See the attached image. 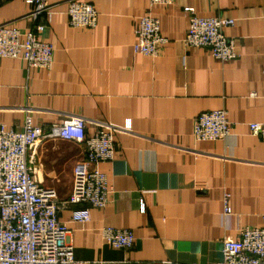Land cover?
I'll list each match as a JSON object with an SVG mask.
<instances>
[{
    "label": "crops",
    "instance_id": "obj_1",
    "mask_svg": "<svg viewBox=\"0 0 264 264\" xmlns=\"http://www.w3.org/2000/svg\"><path fill=\"white\" fill-rule=\"evenodd\" d=\"M86 1L99 12L95 27L71 25L68 0H50L52 19L39 17L42 36L54 47L50 69L0 57V124L20 128L32 112L37 124L80 115L90 135L114 131L115 157L100 165L113 187L109 202L92 207L86 222L72 220L77 205L60 213L84 264H215L226 237L264 226V140L248 124L264 121V0ZM187 7L235 19L225 28L236 39L235 59L223 62L186 43ZM150 8L169 39L154 57L133 47L138 21ZM31 9L26 0H0V25L33 29ZM218 108L226 109L232 132L195 139L197 115ZM37 156L39 179H61L63 167H71L73 179L85 146L46 140ZM105 225L132 229L134 247L107 245Z\"/></svg>",
    "mask_w": 264,
    "mask_h": 264
},
{
    "label": "built area",
    "instance_id": "obj_2",
    "mask_svg": "<svg viewBox=\"0 0 264 264\" xmlns=\"http://www.w3.org/2000/svg\"><path fill=\"white\" fill-rule=\"evenodd\" d=\"M176 0H150V4H172ZM32 5L27 14L34 21L33 29L0 25V57L22 58L29 67L50 69L54 47L42 36L45 25L38 21L42 14L52 19L50 0H26ZM70 24L95 27L98 10L86 0H68ZM188 45L205 47L220 61L229 62L238 56L236 39L225 28L235 19L223 16H201L187 7ZM136 53L157 56L169 39L161 31L160 19L151 8L141 15L137 25ZM250 132L264 140V121H250ZM232 121L224 108L203 111L195 118L193 136L198 140L221 139L232 132ZM63 139L84 144L85 156L78 160L73 172L69 196L61 199L58 190L38 177L37 148L42 141ZM113 130L100 128L88 134L87 120L80 115L60 122L37 124L32 112L26 114L20 128L0 124V264H84L75 256L71 229L61 220V210L70 205L72 220L91 219L92 207H104L113 187L101 164L115 157ZM231 193H224V213L232 210ZM142 202V208L144 209ZM102 238L112 247L129 250L135 245L130 228L105 225ZM160 264H174L163 260ZM215 264H264V226L245 227L237 237H226L223 257Z\"/></svg>",
    "mask_w": 264,
    "mask_h": 264
},
{
    "label": "rangeland",
    "instance_id": "obj_3",
    "mask_svg": "<svg viewBox=\"0 0 264 264\" xmlns=\"http://www.w3.org/2000/svg\"><path fill=\"white\" fill-rule=\"evenodd\" d=\"M60 148L61 149L66 148L68 150L71 147L63 145ZM74 167H75V165H73V170H74ZM70 168L71 167H66V168L63 167V169H62L63 173H62L61 179H43V183L45 185L55 187L58 190L59 194L70 190L72 183H73V179L70 176Z\"/></svg>",
    "mask_w": 264,
    "mask_h": 264
}]
</instances>
